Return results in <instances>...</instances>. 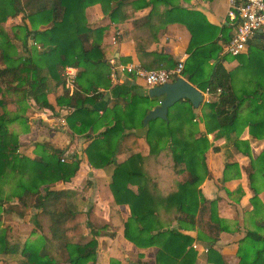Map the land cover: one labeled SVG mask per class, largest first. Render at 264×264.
<instances>
[{
	"label": "trees",
	"instance_id": "16d2710c",
	"mask_svg": "<svg viewBox=\"0 0 264 264\" xmlns=\"http://www.w3.org/2000/svg\"><path fill=\"white\" fill-rule=\"evenodd\" d=\"M159 1L164 5L171 4L165 10L168 21L173 19V14L180 15L182 18L178 20L190 32L188 55L181 76L199 90L206 87L215 97L202 106L206 130H209L207 121L210 117L218 128L233 125L241 98L232 91L229 72L221 64L222 57L218 55L221 47L212 35L197 39L198 34L208 29L213 34L218 30L207 24L201 14L167 0H147L142 5L151 4L153 7ZM134 3L128 0H24L19 5L17 0H0V213L22 217L26 209H34L30 221L35 226L36 217L46 218L48 239L56 249L65 252L67 264H94L97 233L82 244L70 242L65 234V225L73 219L75 212L61 202L68 194L63 184L76 172L80 154H64L63 148H53L47 142L34 143L32 157L19 152L17 132L11 126L14 122L20 126L26 124L22 113L27 99L42 112L64 117L70 134H78L86 144L81 151L88 167L114 163L108 187L116 204L129 206L122 235L137 247H157L154 264L193 263L194 251L186 248L192 237L174 227L169 228V224L175 218L179 224L199 225L205 203L209 205V221H205L208 228L205 231L209 235L206 261L225 264L212 245H216L218 233L227 228L216 215L215 200L207 202L197 188L207 174L204 151L208 143L204 135L191 142L180 140L182 127L193 124L194 113L189 101L179 100L171 104L164 119L146 121H155V138L148 140V157L154 158L155 162H164L172 172L171 187L163 194L154 176L144 173L143 156L131 154L118 163L114 159L119 142L128 131L146 125L142 117L158 104V99L147 93H126L122 95L123 103L116 101L104 105L100 112L95 106L102 98L99 89L107 88L111 81L107 58L100 45L103 28H90L84 9L98 4L102 13L114 22L126 19L125 10ZM139 4L135 3V6ZM19 13L21 22L12 25L17 31H12L10 37L7 32L11 26L5 25L4 21ZM234 23L235 19H232ZM228 38L225 36L223 41ZM172 65L175 61L170 60L168 68ZM65 67L76 69L70 91L65 86ZM56 89L58 94L54 103L57 108L54 109L46 94L48 90ZM260 97L263 99L264 93ZM11 101L18 106L14 111L6 109V104ZM164 150L168 157L159 158ZM183 170L186 175L182 174ZM53 184L58 185L52 188ZM129 185H135L136 189H130ZM255 198L253 192L251 201ZM11 200L15 203H10ZM197 211L200 213L198 221L195 219ZM244 235L237 247V264H264L263 235L255 229L246 230ZM43 239L41 236L25 240L22 245L17 241L9 242L4 228H0V252L18 253L21 258L15 264H56ZM109 264L121 263L111 258Z\"/></svg>",
	"mask_w": 264,
	"mask_h": 264
},
{
	"label": "crops",
	"instance_id": "0c3cea01",
	"mask_svg": "<svg viewBox=\"0 0 264 264\" xmlns=\"http://www.w3.org/2000/svg\"><path fill=\"white\" fill-rule=\"evenodd\" d=\"M128 1L140 4L136 7L134 3L133 6L126 8L127 17L121 21H110L107 14L102 13L98 4L89 5L84 9L87 25L90 28H103L100 45L107 60L112 57L114 61L122 64L131 63L135 66L143 65L144 69L149 68L146 70L168 68L170 60L175 63L179 60L184 62L188 55L187 47L191 36L186 26L178 20L182 18L180 15L173 14L171 16L173 19L168 21L165 10L171 4L164 5L159 1L152 7L151 4L142 5L143 1L147 0ZM17 2L22 5L24 0H17ZM167 2L201 14L207 24L216 27L218 30L216 34L208 29L198 34L197 39L212 35L217 45L221 47L218 54L222 57L221 64L229 72L232 91L241 98L237 107L236 122L233 125L218 128L210 117L207 121L209 130H206L202 116V106L206 100L202 97L201 103L195 108L192 107L193 124L190 127L184 125L183 135L180 137L181 141L191 142L198 140L200 135L205 136L208 143L204 151L207 174L197 188L207 202L215 200L216 215L227 228L218 233L216 245H212V248L220 253L225 264H237V247L240 240L244 238L245 231L255 229L264 237V98L260 97V94L264 93V24L249 38L245 51L239 56H230L222 53V46L226 42L223 38L229 36L233 29L232 19L227 14L226 0H167ZM12 18L21 22L19 20L21 13ZM134 21L137 23L134 24ZM99 90L102 98L95 105L98 112L104 105L108 106L116 101L123 103V94L147 93L143 80L136 78L132 73L118 74L116 82H110L107 88ZM57 94V89L48 90L46 94L47 100L54 109L57 108L54 103ZM205 97L208 100L206 102L213 101L215 98L211 94H205ZM10 103L15 102L6 104L8 111L18 108L15 103V107L10 110ZM25 103L26 107L22 114L25 116L26 124L20 126L14 122L11 126L17 132L19 152L32 157L34 156L32 145L37 142H47L53 148H63L64 152L79 153L78 168L63 187L75 186L80 178L81 182L86 178L92 181V186L86 188L88 196L92 193V201L87 207H92L90 210L95 217L94 220L102 224V228L95 236L97 238L95 264H109L111 258L118 260L121 264L135 261L154 264L157 247H137L122 235L123 222L129 216V206L116 204L108 187L114 163L98 168L86 166V158L81 151L86 145L84 140L78 134H70L66 122L64 126H55L53 119L58 115L52 116L42 112L32 105L30 100L26 99ZM154 138L155 121H149L140 128L128 131L119 142L114 159L118 163L131 154L143 156L144 173L154 176L158 189L163 194L171 187L172 172L164 162H155L152 160L154 158L148 157V140ZM75 146L79 148L75 150ZM167 153L164 150L158 157L166 159ZM185 173L183 170L182 174ZM76 179L78 180L74 183ZM57 185L53 184L51 187ZM129 188L136 189L135 185H129ZM253 192L256 198L252 202ZM10 203H15V200ZM205 205L200 215L201 221H198L200 214L198 211L195 215L199 225L196 223L189 226L184 222L179 224L175 218L169 224V228L174 227L182 234L192 237L190 245L186 247L194 251L192 264H212L206 261L209 235L206 233L208 228L205 221H209V205L206 203ZM29 210H32L34 214V209ZM15 215L20 220L25 218V214L22 217ZM102 243H104L103 247H101Z\"/></svg>",
	"mask_w": 264,
	"mask_h": 264
},
{
	"label": "rangeland",
	"instance_id": "374dc122",
	"mask_svg": "<svg viewBox=\"0 0 264 264\" xmlns=\"http://www.w3.org/2000/svg\"><path fill=\"white\" fill-rule=\"evenodd\" d=\"M8 19H10V17L5 19L4 24L7 25L8 27L11 26V28L7 32L8 35L11 37L12 31H17L15 26L12 27V25L16 24L17 22L19 23V21L16 20L18 19V17H16L15 20L14 18H12V20H8ZM15 42L17 43V41ZM18 44L19 43H17V45ZM15 105H16L15 103L14 104L10 103L9 104L10 110H12L13 107H15ZM53 120H54V124H56L55 126H58L59 124L56 118H54ZM60 126L61 125H59V127ZM81 143L82 142H80V144ZM79 147L75 146L74 149L76 150ZM64 154H69V152H64ZM79 173L80 171L78 172V175ZM80 179L79 180L76 179L74 181L75 183L78 180V183H75L77 186L75 185L67 188L68 194L66 198L61 199V202L62 204L65 205L68 204L67 206H70L72 210L75 212V216L73 217V219L69 220L65 225L66 237L72 243L82 244L88 241L92 237V235H94V233L98 234L99 230L102 228V224L94 220L95 217L90 210L92 207L91 206L89 208L87 207L88 203L92 201L91 200L92 193L88 196V190L86 188L92 186V181L86 178L81 182ZM88 197L90 199H88ZM32 212H33L32 210L27 209L25 213V218L23 220L22 218L20 220V218H18L14 213H7V212L0 213V228H4V233H6V240L9 242L17 241L19 244L22 245V243L25 240H32L42 236L44 238L43 240H44L45 248L47 252H49V254L56 259L55 260L56 264H67L65 262V252L60 249L59 250L56 249L55 245L52 242H50V240L48 239L49 230H48V221L46 220V218L41 216L36 217L37 225L34 226L30 221V215L32 214ZM103 246L104 243L101 244V247ZM20 258L21 256L18 253H16L15 255H11V254H3L0 252L1 263L15 264Z\"/></svg>",
	"mask_w": 264,
	"mask_h": 264
},
{
	"label": "built area",
	"instance_id": "2783aa9c",
	"mask_svg": "<svg viewBox=\"0 0 264 264\" xmlns=\"http://www.w3.org/2000/svg\"><path fill=\"white\" fill-rule=\"evenodd\" d=\"M228 4V16L230 19H235L233 29L229 38L223 44L222 53L230 56L240 54L245 51L246 43L249 38L264 24V0H226ZM108 77L110 81L116 82L118 74L132 73L136 78L143 80L145 88L161 85L165 82H170L175 77H182L181 70L183 62L177 61L170 68H156L146 70L142 66L132 65L131 63H119L114 61L112 57L108 58ZM76 69L73 67H65L63 75L65 78V86L70 91L74 80ZM202 97L207 98L210 95L205 87L201 91ZM59 125H65V119L60 114L56 117ZM195 247V245H192Z\"/></svg>",
	"mask_w": 264,
	"mask_h": 264
},
{
	"label": "water",
	"instance_id": "95a60500",
	"mask_svg": "<svg viewBox=\"0 0 264 264\" xmlns=\"http://www.w3.org/2000/svg\"><path fill=\"white\" fill-rule=\"evenodd\" d=\"M147 95L157 98L158 104L143 115V123L152 118L164 119L167 114V108L179 100L189 101L194 108L202 101L201 92L183 77H175L170 82L148 88Z\"/></svg>",
	"mask_w": 264,
	"mask_h": 264
}]
</instances>
